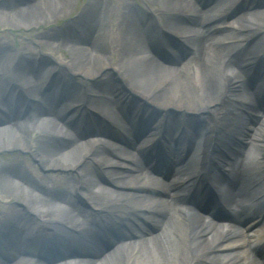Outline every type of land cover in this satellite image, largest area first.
<instances>
[{
  "label": "bare ground",
  "instance_id": "obj_1",
  "mask_svg": "<svg viewBox=\"0 0 264 264\" xmlns=\"http://www.w3.org/2000/svg\"><path fill=\"white\" fill-rule=\"evenodd\" d=\"M74 1L0 0V26L6 24L12 29H22L35 27L39 24L44 25L45 23L47 25L53 24V20L61 19L68 14ZM143 1L145 3L157 2L161 5V8L155 9V14H142L147 17L148 29L146 26L142 27L144 24L142 26L139 24L136 13L133 12L130 5L119 1V4L126 7L127 11L123 15L126 20L123 32H118V29L114 34L107 29V26L104 25L101 28L99 26L97 39L84 43L79 36L80 33H76V31L81 32L91 20L99 17L102 7H105L106 10L108 8L106 0H89L80 14L70 23L54 28L50 32L36 33L34 34L35 40L39 44L55 46L59 50L68 48L72 52L71 60L66 57L64 59L71 71H74L73 73H82V78L84 76L93 77L107 66L111 65L113 68L116 66L118 70L123 69L138 75L137 77L134 74V81L130 77L132 87L138 80L141 83L146 80L145 85L148 84L149 91H145L142 86L141 88L135 86V88L144 94L154 93V102H167L188 109H194L190 105L209 108L215 101V97L222 94L227 81L234 82L242 78L241 74L246 72L247 65L251 60L245 58L240 51H230L232 48L238 47L237 45L227 48L224 44L222 47L217 34H206L212 27L207 25V21L210 19L207 17L208 11L199 9L195 2L191 0L190 2L186 0ZM219 1L228 3L230 0ZM147 6L149 8V5ZM164 12H169V14ZM189 12L194 13V15H189ZM183 14L188 16V19L184 18ZM255 14L260 15L261 19L253 21L250 17ZM156 19L160 20L165 32L172 29L173 32L184 35L183 37H186V41L192 46V58L188 59L183 66L165 65L159 60L161 58L159 42L164 40L163 34H159L160 30L155 24ZM240 20L244 23L239 25L237 32L252 27L262 31L264 30V8L248 11L241 16ZM187 21H191L196 26H188ZM16 25L18 27H13ZM250 32L252 33V31ZM237 36L244 38L245 34L236 33L230 39H236ZM165 38L173 44L170 37L165 36ZM222 41L227 43L229 39ZM99 43H105V48L98 47ZM254 47L255 45L252 44L251 48ZM16 48V46L10 45V41H0V111L2 113L0 117V159L6 161L0 163V195L8 200L7 208L0 210V225H8L12 221L21 222L19 230L24 239L21 238L22 247L20 250L29 247L39 239H44L47 242V244L45 243L46 247L41 250L44 255L48 252L52 253L60 247L65 251L64 245L82 251L89 244L93 247L101 245L102 241L100 240L104 235V228L98 220V216L107 208L112 210L118 207L114 212L124 217L128 222L131 221V218L126 217L125 213L134 217L135 221L148 218L150 223L145 229L151 235L142 237L138 241L119 245L106 257L107 264H144L145 261L143 260H148L146 264H258L257 255L259 253L256 252L255 258L249 253L248 249L254 250L249 240L246 243L242 239L238 241L237 245H241L243 251L229 250V244H223L225 238L227 239L223 227L202 220L190 207H182L189 213L179 215L168 206V202L144 194L143 188L147 183L139 181L140 178L137 180L130 179L132 176L135 177L132 174L111 171L110 175L113 182L110 181V183L119 189L109 186L97 193L90 191L91 186L97 183L99 179L95 178L91 166L86 163L87 158H92L91 161L102 168L113 163L125 165L126 162L124 160H111L101 151L98 147L104 144V138L98 133L101 131H89L94 137L85 141V134H83L84 137L81 135L80 121L74 126H70V121H60V119L63 120L60 118L63 113L62 108H65L67 104L66 101L63 103L60 101L64 99V96L76 102L80 101L81 93L84 90L83 85L80 83L72 84L63 75L54 74L53 80L62 83L65 88L63 96L59 99L55 98L50 88L43 89L39 83L46 81L50 76L49 74L53 72L48 67L46 59L42 56L32 57L33 51L29 50L28 47L24 49L26 50L25 53L19 54L17 52L16 56L14 54ZM188 50L190 51V49ZM247 54L249 55L250 52ZM34 55L36 56L35 53ZM108 58H110V62ZM111 59H114L113 63ZM38 63L41 64L37 65ZM186 69H190V71ZM256 75L258 81L263 80L264 73L261 72V67ZM240 86L242 87V95L245 97L242 99L246 102L244 106L259 114L260 120L264 118V112L257 110L251 104V96L257 94V87L250 88L246 81H242ZM111 90V85L103 87L102 90L88 89L93 95L91 103L99 112L111 119L113 124L127 126L129 121L125 117L121 98L115 97L116 93L111 95ZM9 93L16 95L17 101H22L29 93L36 101L40 102V105L36 104V101H32L30 103V108L34 109L32 112L25 114L20 119L11 121L16 108L18 111L20 109L18 104L11 102V94L8 95ZM197 93L199 99L196 98L198 101H195L194 98L198 95ZM128 99L131 101L129 97L125 101ZM225 108H227L225 104L215 108L218 122L221 121L218 114L224 116V112H228ZM244 114L241 110L235 114L228 112L222 119L227 121L224 125L226 131H234L243 137L254 132L252 138L264 144V128L258 132L254 125L238 126L239 119ZM144 115L148 119L147 113L144 112ZM129 117L131 121L134 120L132 115ZM87 125L88 123L82 127L84 132L89 130ZM31 131L32 133L34 131L41 133L31 139L28 137L32 134ZM213 132L214 130L210 131V134ZM167 134H170L168 129ZM167 139L170 140L171 136H168ZM53 141L57 143L64 141L67 145L56 147L52 143ZM204 141L207 142V136ZM112 143L114 147L117 146L114 142ZM69 144H71L70 148ZM255 146L258 147L256 144ZM15 149L29 153L45 168H56L67 173L77 170L79 176L76 181L54 176V182L51 183V176L42 177L37 176L36 173L33 175L24 163L14 165L15 162L10 158L1 156L4 151ZM119 149L123 156L125 150ZM170 151L172 150L170 149ZM231 155L234 153L231 152ZM224 161L228 163L226 160ZM229 166L231 173H233L232 180L227 181L218 174L213 179L223 192L225 189V193L227 191L230 193L228 186L235 185L241 179L248 186V182L257 184L258 179L264 176V171L258 174V169L255 166L244 170L240 169V165H235L233 162L229 163ZM133 169L135 168L133 167ZM33 171L35 172V170ZM187 172L189 171H186L185 174ZM187 175L186 177H189L192 174L188 173ZM144 178L145 176L142 177V179ZM193 182L194 180L190 181V183ZM70 187L74 194L66 190ZM245 188L239 191L241 202L238 203L242 204L241 217L247 220L249 215H247V209L243 207L247 203L248 197ZM14 193L16 194L14 195ZM84 193H87L90 205L95 208L94 211L85 210L76 204V199L82 198ZM194 198H199V196H194ZM11 201L15 202L11 204ZM180 201L181 198L178 199V202ZM56 205H68L70 209L64 210L62 213V210L56 209ZM75 212L76 214L77 212L84 213L90 218V224L84 225L78 222L74 216ZM151 229L155 232L152 233ZM106 237H111V234L108 233ZM246 237L248 238L247 235ZM9 256L11 260L0 259V264H47L41 261H25L24 258H21L20 261L19 259L15 260L16 253H9ZM64 264H103V261L72 258L65 261Z\"/></svg>",
  "mask_w": 264,
  "mask_h": 264
},
{
  "label": "rangeland",
  "instance_id": "obj_2",
  "mask_svg": "<svg viewBox=\"0 0 264 264\" xmlns=\"http://www.w3.org/2000/svg\"><path fill=\"white\" fill-rule=\"evenodd\" d=\"M88 1L89 0H75L72 8L68 12V14L70 12H72L71 15L68 16V14H67L66 16H68V17L65 16V17H63L61 19L53 20L54 23L50 24V25H47L44 22L45 24L44 25L41 24V26H39L40 25L39 24V25H36L35 27L33 26L31 28H28V27L27 28H22V29L19 28V29H21V30H19L18 28H16V29L9 28V27L6 26V24H3V25L0 26V41H3V42L10 41V45L11 46H16L17 47L15 51L19 52V54H21L23 52L25 53L26 50H24V49L27 46L29 48H31L34 53H38L39 51H41V48L39 47V45H37L36 41L34 40V38H33V36H35L34 34L35 33H39V32H43V33L50 32L52 29L60 27L61 25L65 24V22L67 20H69V18L71 16H73V15L75 16V15H77L80 12L82 10V8L84 7V5ZM106 1L108 3V8L103 13L104 22H108V23L111 22V25H113V27L118 26V27L121 28L123 26L124 21H125V18H124L123 15L127 13L126 8L121 6L119 4L118 0H106ZM122 2L123 3L131 2L133 4L135 2H137L138 4L143 5V1L142 0H122ZM155 4L156 5L154 7L158 8V9L161 8V5L159 3L155 2ZM131 7L133 8V5H131ZM123 10L125 11L124 14H123ZM132 10H134V9H132ZM114 12L117 13L118 15H116ZM113 13H114V16H113ZM118 17H120L118 19V21L117 20L115 21L114 19L115 18L117 19ZM97 20H99V19H97ZM100 22H102L101 19H100ZM13 27H18V26L16 25V26H13ZM96 28H97V24H94V26H91V24H90V32H91V30L94 31ZM38 30H40V31H38ZM29 31H32L33 33H29L28 34ZM90 35H91V33H90ZM90 35H88V36L91 37ZM85 36H86V38L88 37L87 35H85ZM50 49H51L50 51L49 50H45V51L48 52V53H51L49 56H51L53 58L55 57V55H60L61 57H64V56L67 57L68 56L71 59L72 52L70 50L68 51V48H64V49H60L59 50L56 47H51ZM173 51H174V54H175L174 56L165 57V58H171L170 61H169V59H167L168 63L170 62L169 65H174L175 67H180V66H183L185 63H187L188 59L191 58V55L188 53V51L185 52L184 50L183 51L180 50V52H178L177 50H175V48H173ZM108 59L107 60L110 62V58H108ZM48 60L52 61V59H48ZM111 61L113 62L114 60L111 59ZM122 73H124V76L126 77V79L129 80V82L132 79H133L132 81H134V76H135L134 74H136V73H129L127 71L124 72L123 70H122ZM120 75H121V73H120ZM136 76L138 77L137 74H136ZM109 77H114V79H116L117 78V72L116 73L115 72H107V73H105L103 75V77H101V79L97 80L94 85L91 84V83H89V85H91V88L102 89L103 88L102 85L104 84L102 82V79H107ZM121 77H122V79L124 78L122 75H121ZM130 77L132 79H130ZM112 82H113L114 85H116L114 81H112ZM146 83H147L146 80H144L143 83H141L140 80H138V82L135 83L133 88H135V86L141 88V86H142L145 91H149L150 88H149L148 84L145 85ZM129 86L132 88V84L131 83H130ZM135 89H137V88H135ZM196 98L199 99V94L196 95L195 98H194L195 101H198V99H196ZM166 100L171 101L170 99H166ZM67 104H68V101H67ZM111 132L120 134L119 131L114 129V128L111 130ZM172 132H174V129L172 130ZM36 135L37 134L35 132H33L31 135H28V137L31 136L30 138L32 139ZM1 156L4 157V158L8 157L7 159L10 158L12 161H14L16 163V164L14 163V165H19V164L25 163L28 166V168H30V169H33V168L37 169L38 168L37 172L40 175L48 174L51 177H54L55 174H58V175L60 174L59 176L68 177V179H70V180H74V179L77 178V173H74V174L72 173L71 175L68 174V173H66V174L64 173V174L61 175V173L59 171H57V170H52V171L43 170V171H41V169L39 168V164H38V162L35 159H32V157L30 155H28L27 153H20L19 150H15V151L6 150V151H4V154L1 155ZM4 162H6L5 159L4 160L0 159V163H4ZM17 163H19V164H17ZM70 189H72V188L70 187ZM92 190H93V187H92ZM15 194L16 193H14V195ZM14 195H13V199H14ZM14 202L15 201H11V204L14 203ZM76 203H80V206L85 208V210L89 209L90 207L93 208V206L90 205V202L88 200H86V201L79 200ZM7 206H8V200L0 195V210H1V208H7ZM61 206H63L62 210H65V209L68 210V208H69L66 205H61ZM79 219H80L79 222L83 223L84 217L83 216H79L78 220ZM14 225H19V224L16 223V222H12V223L9 224V227L12 228ZM136 233L139 234V232H136ZM141 234H142L141 236H144L143 233H141ZM136 237H138V236H136ZM7 242L10 244L9 247H10L11 250H14L16 248L15 244H17V241L12 242V241L7 240ZM95 246L96 247H93V246H91L89 244L87 246V248H85V250H83V251L80 250V252H78V250H76L74 253H72V255L71 254L57 255V253H56L54 255V257L52 258V261L50 259V263L53 264V263L58 262V261L61 262L64 259H71V258H74L75 256H78L79 258H88V257H92V256H89V255H93V258H94L93 260L99 261V262L103 261V264H107L108 262L105 259L109 255V253L111 251H113L117 247V244H115L114 247L110 248L107 251H106V249L109 246H111V244L109 242H107V241H104L101 245H95ZM70 250H71V248H69L68 251H70ZM143 261H145L144 264H146V261H148V260H143ZM135 264H137V263H135ZM138 264H140V263H138Z\"/></svg>",
  "mask_w": 264,
  "mask_h": 264
}]
</instances>
